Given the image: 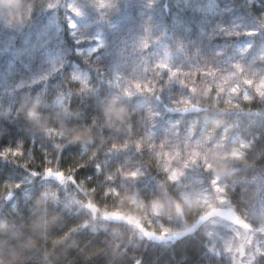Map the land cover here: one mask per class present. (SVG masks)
I'll return each mask as SVG.
<instances>
[{"label":"trees","instance_id":"1","mask_svg":"<svg viewBox=\"0 0 264 264\" xmlns=\"http://www.w3.org/2000/svg\"><path fill=\"white\" fill-rule=\"evenodd\" d=\"M207 1L215 2L212 10L205 7ZM260 3L264 10V0ZM69 4L81 15H74ZM258 10L246 0H0V150L18 144L23 149L16 163L11 156L0 158V262L231 264L223 251L231 234L224 222L206 220L185 232L191 227V214L182 207L184 219L177 214L181 189L166 181L164 161L155 158V152L161 141H167L164 151L182 153L183 159L175 157L172 167L181 168L184 175L179 182L194 194L209 187L213 169L223 173L233 202L239 208L249 207L253 223L264 226L258 214L264 206V97L249 92L253 99L245 102L233 96L239 107L225 108L223 97L216 102L203 93L201 81L191 97L196 107L182 112L179 98L187 93L175 82L161 91L157 101L136 93L128 99L124 81L115 78L142 76L136 44L147 28L150 48L144 55L152 61L167 49L174 66L211 65L225 74L240 63L248 75L257 69L258 79L264 74V54H254L255 42L249 49L238 47L250 39L264 42V29L255 19ZM71 16L80 22L74 31L68 27ZM233 25L240 35L221 31L222 26L231 30ZM246 29L256 32L247 35ZM98 34L103 44L94 54L76 51V44ZM150 111L157 114L151 116ZM145 130L152 133L148 140L141 137ZM125 139L130 141L126 149L107 151L110 143ZM136 139H142V152L133 146ZM149 141L153 149L147 148ZM235 141L236 146L247 144L238 158L231 155ZM193 152L196 164L189 162L183 168V160ZM46 157L53 169L82 164L73 175L84 181L85 190L95 186L96 191L81 192L54 175L32 176L33 170L42 173ZM153 158L159 166L147 163ZM205 160L213 166L207 171ZM25 162H30L27 168L22 167ZM117 167L141 174L135 180L118 175L107 180ZM111 187L119 196L99 201L103 190ZM132 196L144 208L156 200L160 213L151 218L153 223L185 228L182 236L146 237L122 219L103 216V210L130 212L125 201L117 200ZM88 200L97 206L95 212L85 206ZM253 203L255 210L250 207ZM254 264H264V256Z\"/></svg>","mask_w":264,"mask_h":264},{"label":"snow or ice","instance_id":"2","mask_svg":"<svg viewBox=\"0 0 264 264\" xmlns=\"http://www.w3.org/2000/svg\"><path fill=\"white\" fill-rule=\"evenodd\" d=\"M102 6V5H101ZM52 7V5H49ZM69 10L76 16H80L81 12L78 8L73 7V5H68ZM68 27L70 29L76 28V23L68 18ZM260 27L264 29V18L260 21ZM237 26L233 25L231 30L225 27H221V31L226 34L240 35V32L236 30ZM148 29L145 28V35L140 38L136 44V49L141 53L140 64L142 66V76H137L133 79H125L122 76L117 75L115 81H124L123 84V94L131 99L133 94H139L141 96H147L150 100H159L161 91L168 86L170 83L175 82L180 85L184 90H186V95H181L179 98V103L183 105L180 111H184L189 107H196L194 105L191 97L196 95L197 90L201 81L204 82L203 93L206 96H212L214 101L219 102L220 98L223 97V105L225 108H238L239 104L233 103L232 97L238 96L245 102H249L253 99V96L249 92L254 93L256 96L264 97V74H259L258 79L255 73L257 69H253V75L246 74V69L240 63L232 64L231 71H227L225 74H220V70L211 65H199L195 68H181L174 66L169 62V53L165 49L163 55H160L158 59L152 61L150 58L146 57L144 54L147 53L150 48V41L147 36ZM256 29H246L245 34L254 35ZM75 35V32H73ZM96 47L89 49V52H95L99 47H102V41L99 37H95ZM79 42V41H78ZM250 47V45H245V48ZM243 51V50H241ZM264 72V70H262ZM73 79H79L78 76H73ZM227 93V95H225ZM177 100L173 101V106H175ZM217 103L213 104L216 107ZM220 111H224V108H220ZM157 113L150 111V115L154 116ZM29 115H32L29 113ZM129 131H133V123L129 124ZM141 137L144 140H148L152 137L150 130H145L141 133ZM142 139H136L133 146L137 152H142L144 150V145ZM130 141L128 139L123 140L120 144L115 142L110 143L107 151L112 152L114 150H123L129 146ZM167 141H161L159 143V151L155 152V158L162 159L164 161L162 171L165 173L166 181L171 185H176L179 182V178L184 175V172L179 167H172V162H174L175 157H180L183 159L182 153L177 150L175 155H169L168 152L164 151ZM243 146V145H241ZM54 147L60 149L62 146L59 144L54 145ZM148 149H153L154 145L149 141L147 144ZM93 153L92 156H94ZM232 157L238 158L241 153L233 150L231 153ZM11 156L13 159L11 161L16 163L15 157L23 156V149L18 144L17 147H5L0 150V158L7 159ZM91 158V157H90ZM150 159L147 161L149 164L156 163L159 166L158 159ZM197 154L193 152L187 160H183V168H188L189 162L191 164H196ZM30 162H25L22 167L27 168ZM83 165L77 163L75 167H69L68 169H53L51 167V161L45 158V164L42 173H37L32 171L31 175H43L48 177L54 175L61 183L67 180L70 184L74 185L81 192H95V186L89 187L85 190L81 187L84 181H77L73 173L76 169L82 167ZM213 166L211 163L205 160L203 162L204 170H209ZM96 170L100 171V165H95ZM115 173L116 175L114 176ZM113 173H110L106 179L112 181L118 175L120 178H131L135 180L141 173L139 170L125 171L122 167H117ZM209 187L201 194L195 197H189L186 195L182 196L183 201L189 206L190 214L192 217L191 227L186 228L185 232H191L196 229L197 225L206 220H211L213 224L219 222H224L230 229V236L224 240L223 251L230 256L231 264H254L257 257L264 256V226L258 224L255 225L253 217L249 216V207L239 208L231 199L229 189L227 184H221L219 176L213 172L211 180L208 182ZM18 186V185H17ZM11 187V186H9ZM235 191V186L231 189ZM103 195L108 196H119V192L115 187L105 188L103 190ZM264 199V197H262ZM130 203L135 204L137 208L143 209L144 204L142 202H137L134 198H129ZM86 207L96 211L97 206L88 200L85 205ZM250 207L255 210L254 203ZM177 214L180 219H184L183 212L181 210L180 203L175 205ZM151 211L155 215H159V205L156 200L151 202ZM264 211V207H262ZM103 216L113 217L117 219H122L125 222L133 225L139 230L141 234L146 237L155 236L157 239H161L165 233H171V236L175 239L182 236L180 232L172 231L169 228L164 227L160 224L159 235L153 230V221L147 213L143 212H124L121 210H103ZM208 235H212L209 231ZM67 233L62 235L61 238L66 237ZM209 251L219 252L214 248L210 247Z\"/></svg>","mask_w":264,"mask_h":264},{"label":"rangeland","instance_id":"3","mask_svg":"<svg viewBox=\"0 0 264 264\" xmlns=\"http://www.w3.org/2000/svg\"><path fill=\"white\" fill-rule=\"evenodd\" d=\"M248 5L250 6H255L257 7L259 10L257 11V17H255V19L260 23L261 19L264 18V10H262V5L260 3V0H246ZM213 3H215L214 1L210 2V1H207L205 2V7L208 8L209 10H212L214 5H212ZM199 8L198 6L195 5V9ZM72 20L76 23V28L80 25V22L78 21V18L74 17V16H71ZM114 26V28L116 27V22L113 21L112 23ZM253 27L254 26V23L252 24ZM75 28V29H76ZM73 29V31L75 30ZM100 38V40L102 41V44H103V37L98 34V36ZM253 42L256 43V47L254 49V54L256 56H262L264 54V42L260 40L256 41L255 39H250V40H247L245 42V45H251ZM79 45L76 44V51L77 52H80L84 55H92L94 54L95 52H89V49L93 48V47H96V41H95V37L92 39V40H86V41H80L78 43ZM245 45H242V42L239 43L238 47L240 49H245ZM249 49V47H248ZM236 141H235V147H233V150H236L238 151L239 153H242V150L244 148L247 147V144L243 141L242 143H239L238 146H236ZM243 145V146H241ZM241 156V155H240ZM213 172H215L219 178H220V182L221 184H224V174L223 173H220L218 172L217 170L213 169L212 170V173L211 175H213ZM178 187L181 189V199H180V203H181V207H182V210L187 213V214H190V208L189 206L183 201L182 199V196L183 195H186V196H189V197H195L197 196L198 194H201V193H198V194H194V192L192 191H189L187 190L186 188H183L181 183L178 182ZM204 192V191H203ZM105 196L104 195H101L99 196V201L102 199L103 201H105ZM131 198H134L137 202L139 201L138 197L137 196H132ZM120 201H125L126 203V207H127V210L130 211V212H143V213H147L149 215L150 218H155L157 215L153 214L152 211H151V207L150 208H143V209H139L137 208V206L135 204H132L130 203L129 200H123V199H119L117 200V202ZM262 207H264L263 205L258 209V214L263 218L264 220V211H262ZM159 213H160V208H159ZM257 215V213L255 214ZM186 223V221H185ZM187 224V223H186ZM185 224V226H186ZM153 228H156L157 231L159 232L160 231V227H158L156 224L153 223ZM170 230L172 231H176V232H180L181 234L184 232V229L180 230L179 228L177 227H171L169 228ZM168 234L169 237H172L171 236V233H166ZM173 238V237H172Z\"/></svg>","mask_w":264,"mask_h":264},{"label":"clouds","instance_id":"4","mask_svg":"<svg viewBox=\"0 0 264 264\" xmlns=\"http://www.w3.org/2000/svg\"><path fill=\"white\" fill-rule=\"evenodd\" d=\"M0 264H2V262H0Z\"/></svg>","mask_w":264,"mask_h":264}]
</instances>
